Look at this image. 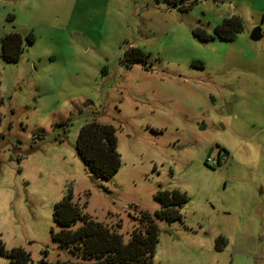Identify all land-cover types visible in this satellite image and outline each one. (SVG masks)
<instances>
[{
  "label": "rangeland",
  "instance_id": "obj_1",
  "mask_svg": "<svg viewBox=\"0 0 264 264\" xmlns=\"http://www.w3.org/2000/svg\"><path fill=\"white\" fill-rule=\"evenodd\" d=\"M231 16L242 22L232 41L199 39ZM11 32L22 53L0 56L7 250L23 249L29 264L69 259L50 231L70 193L124 242L149 214L152 264H264L263 112L242 104L245 90L264 89V0H0V41ZM130 47L145 61L122 64ZM90 122L115 129L120 167L108 181L91 182L75 151ZM174 190L186 197L180 219H157L154 195Z\"/></svg>",
  "mask_w": 264,
  "mask_h": 264
},
{
  "label": "trees",
  "instance_id": "obj_2",
  "mask_svg": "<svg viewBox=\"0 0 264 264\" xmlns=\"http://www.w3.org/2000/svg\"><path fill=\"white\" fill-rule=\"evenodd\" d=\"M242 29L240 18H225L213 28L208 35L198 31L199 39L206 42L219 39L232 41ZM197 30L193 31L196 33ZM25 41L32 44L34 38L27 35ZM22 53V38L11 32L0 41V56L5 62H15ZM146 55L139 49L130 47L125 52V66L144 62ZM35 149L30 147L26 154ZM75 151L87 174L108 181L120 167L119 154L116 151L115 129L109 124L90 122L78 131L75 140ZM154 199L160 209L154 212L157 219L172 222L180 219L176 208L185 204L183 193L158 191ZM81 210L68 193L53 206L52 220L58 231H50L51 242L64 249L69 259L56 264H152V256L157 244L158 231L149 214L141 217V226L132 232L126 242L120 234L114 233L101 223L94 222L80 213ZM78 224L77 227H74ZM218 247V245L216 246ZM0 257L7 259V264H29L30 257L23 249L7 250L0 241Z\"/></svg>",
  "mask_w": 264,
  "mask_h": 264
},
{
  "label": "crops",
  "instance_id": "obj_3",
  "mask_svg": "<svg viewBox=\"0 0 264 264\" xmlns=\"http://www.w3.org/2000/svg\"><path fill=\"white\" fill-rule=\"evenodd\" d=\"M255 73L256 72H254V73L252 72V74H255ZM242 90H244V88ZM248 91H249V89L245 90V92H244V96L242 98V102H243L242 104H244L246 107H250V105L248 106V104H252L254 108L255 107L262 108L263 120H262V124L259 126V131L264 132V89L260 90L258 93H253L251 96H248ZM256 95H257V97H254ZM249 139H251V138H249ZM256 139H257V136H254L253 139H251V140L255 142ZM252 141L249 140V142H252ZM257 144H258L257 146L261 150L264 151V140L263 141L259 140Z\"/></svg>",
  "mask_w": 264,
  "mask_h": 264
},
{
  "label": "water",
  "instance_id": "obj_4",
  "mask_svg": "<svg viewBox=\"0 0 264 264\" xmlns=\"http://www.w3.org/2000/svg\"><path fill=\"white\" fill-rule=\"evenodd\" d=\"M262 37V32H261V29L259 27H254L249 35H248V39L251 41V42H257L261 39ZM203 127L202 125L199 126V130H202ZM93 175H89V180L92 182L93 181Z\"/></svg>",
  "mask_w": 264,
  "mask_h": 264
},
{
  "label": "built area",
  "instance_id": "obj_5",
  "mask_svg": "<svg viewBox=\"0 0 264 264\" xmlns=\"http://www.w3.org/2000/svg\"><path fill=\"white\" fill-rule=\"evenodd\" d=\"M224 157H221V158H219L216 162H214V163H219V160H222Z\"/></svg>",
  "mask_w": 264,
  "mask_h": 264
}]
</instances>
